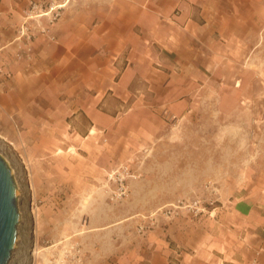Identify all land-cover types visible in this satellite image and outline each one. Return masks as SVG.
<instances>
[{
  "label": "crops",
  "instance_id": "0c3cea01",
  "mask_svg": "<svg viewBox=\"0 0 264 264\" xmlns=\"http://www.w3.org/2000/svg\"><path fill=\"white\" fill-rule=\"evenodd\" d=\"M43 1L0 0V124L13 118L22 137L59 133L54 119L69 107L75 133L91 140L86 152L103 166L105 141L148 133L142 117L163 110L187 118L211 92L239 110L264 101L250 91L263 84L264 0H58L57 22L45 15L42 28L30 27L26 14ZM244 176L214 209L208 230H197L204 239L178 243L190 248L179 264H264L262 154ZM173 252L166 247L152 263L172 264Z\"/></svg>",
  "mask_w": 264,
  "mask_h": 264
},
{
  "label": "rangeland",
  "instance_id": "374dc122",
  "mask_svg": "<svg viewBox=\"0 0 264 264\" xmlns=\"http://www.w3.org/2000/svg\"><path fill=\"white\" fill-rule=\"evenodd\" d=\"M52 6L45 17L57 22L62 5L44 0L32 3L26 23L42 28L39 15ZM260 37L263 84L250 91L264 95V33ZM215 95L209 93L187 118L163 110L142 117L141 130L148 133L105 141L110 152L103 166L86 152L91 140L75 133L69 107L62 105L54 119L56 134L22 137L16 120L2 118L0 155L13 171L21 216L9 264H154L152 256L168 246L179 264L178 254L190 248L178 243L204 239L206 232L197 230L212 225L214 209L243 180L251 157H264V101L242 103L247 105L239 110L240 103ZM118 171L120 183L113 176Z\"/></svg>",
  "mask_w": 264,
  "mask_h": 264
},
{
  "label": "water",
  "instance_id": "95a60500",
  "mask_svg": "<svg viewBox=\"0 0 264 264\" xmlns=\"http://www.w3.org/2000/svg\"><path fill=\"white\" fill-rule=\"evenodd\" d=\"M19 189L8 162L0 155V264H9L18 242Z\"/></svg>",
  "mask_w": 264,
  "mask_h": 264
},
{
  "label": "built area",
  "instance_id": "2783aa9c",
  "mask_svg": "<svg viewBox=\"0 0 264 264\" xmlns=\"http://www.w3.org/2000/svg\"><path fill=\"white\" fill-rule=\"evenodd\" d=\"M55 9H56V7H55V6H52L51 9H50L51 11H49V12H45V13H48V15H49V14H51ZM56 12H57V11H56ZM57 13H58V12H57ZM24 36H27V34H24ZM28 39H29V38H28ZM0 45H1V43H0ZM16 56H17L18 59H21V58H22V54H21V52L17 53ZM113 176H114V179H115L117 182H119V183H120V181L123 182V179L120 178V172H119V171H118V173H114ZM121 190H122V194H125V193H126V191H125V186H124V185H122ZM119 192H120V188H119ZM194 205L196 206L197 203H195ZM195 206H193V207H195Z\"/></svg>",
  "mask_w": 264,
  "mask_h": 264
},
{
  "label": "bare ground",
  "instance_id": "6f19581e",
  "mask_svg": "<svg viewBox=\"0 0 264 264\" xmlns=\"http://www.w3.org/2000/svg\"><path fill=\"white\" fill-rule=\"evenodd\" d=\"M45 15H48V13H43L42 15H39V16H45Z\"/></svg>",
  "mask_w": 264,
  "mask_h": 264
}]
</instances>
